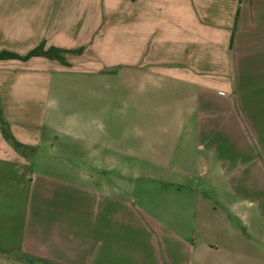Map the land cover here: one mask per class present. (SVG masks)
<instances>
[{
  "label": "crops",
  "instance_id": "crops-1",
  "mask_svg": "<svg viewBox=\"0 0 264 264\" xmlns=\"http://www.w3.org/2000/svg\"><path fill=\"white\" fill-rule=\"evenodd\" d=\"M40 44L0 60V264H264V0H0Z\"/></svg>",
  "mask_w": 264,
  "mask_h": 264
},
{
  "label": "trees",
  "instance_id": "trees-1",
  "mask_svg": "<svg viewBox=\"0 0 264 264\" xmlns=\"http://www.w3.org/2000/svg\"><path fill=\"white\" fill-rule=\"evenodd\" d=\"M66 51L59 50L56 48H49L47 50H44V44H40L38 47L35 49L31 50L28 52L25 56L20 57L15 54L9 53V52H0V60H20V61H26L30 59L31 57H44L52 60H56L62 64H64V58L63 55L66 54ZM79 53V51H78ZM0 131L2 134V137L4 140L16 151H21L24 149L23 146L18 144L14 138L12 137L8 124L3 118L2 114V108L0 104Z\"/></svg>",
  "mask_w": 264,
  "mask_h": 264
},
{
  "label": "rangeland",
  "instance_id": "rangeland-1",
  "mask_svg": "<svg viewBox=\"0 0 264 264\" xmlns=\"http://www.w3.org/2000/svg\"><path fill=\"white\" fill-rule=\"evenodd\" d=\"M186 161L187 163L185 164V169H186V175L184 174V181L187 184L193 183L194 181L198 182V185H193L196 186V190L199 192H204L206 195L210 194L209 189L203 188L205 185V182L208 180L205 178L203 174H199L197 171L195 159L197 158L194 153H189V155L186 154ZM124 163H128V158L123 159ZM138 175H144V174H138ZM158 175V174H157ZM143 177V176H142Z\"/></svg>",
  "mask_w": 264,
  "mask_h": 264
}]
</instances>
